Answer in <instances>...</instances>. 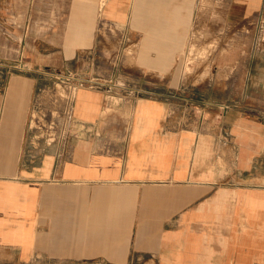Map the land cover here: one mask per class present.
<instances>
[{"label":"crops","instance_id":"obj_1","mask_svg":"<svg viewBox=\"0 0 264 264\" xmlns=\"http://www.w3.org/2000/svg\"><path fill=\"white\" fill-rule=\"evenodd\" d=\"M199 2L0 0V60L21 67L0 84V255L264 264L260 39L216 51L221 74L200 87L214 102L237 105L203 120L175 111L182 84L163 79L175 75L196 22L216 31L224 14L236 35L259 19L264 0H210L203 15ZM103 30L135 41V68L150 78L80 86L73 138L51 142L36 128L39 88L49 81L36 70L68 69L101 46Z\"/></svg>","mask_w":264,"mask_h":264},{"label":"rangeland","instance_id":"obj_2","mask_svg":"<svg viewBox=\"0 0 264 264\" xmlns=\"http://www.w3.org/2000/svg\"><path fill=\"white\" fill-rule=\"evenodd\" d=\"M210 0H200L199 13L205 14ZM222 26L214 31L209 25H200L198 22L193 27L191 39L188 47L183 50L179 56L178 67L171 76L166 74L163 76L164 80H174L176 83L182 84L181 89L175 90L173 100L175 102V111L181 112L184 116H188L187 120L193 122L195 120H203L204 114L208 112H220L229 108V106L237 105L229 102H214L209 99V96L204 95L201 85L208 80H213L217 74L220 76L221 72L215 68L213 59L217 50L229 46L236 42H245L248 44L253 38L260 39V46L264 48V12L259 16L248 28L239 30L237 34H233L229 30L224 21V14H222ZM101 36L104 40L101 46L91 53H84L79 55L77 59L69 66L60 72H49L48 70H36V74L43 79H48L52 84L59 83L68 79H87L98 78L100 80H112L116 82L117 74L123 80H135L150 78L135 68V56L137 52V45L135 41L132 43L123 44L121 42V35L116 36L114 31L103 30ZM35 74L29 72L28 75ZM52 73V74H51ZM165 77V78H164ZM48 83L46 82L45 85ZM51 84V85H52ZM61 86V85H58ZM112 89V88H111ZM116 89L110 94L111 101L117 102L115 98ZM236 91V90H234ZM206 95L213 93L212 89L206 88ZM42 103L50 104L51 99L45 97ZM42 131L39 133V135ZM139 263V262H138ZM0 264H53V263H39V262H21L10 255H0ZM57 264V263H56Z\"/></svg>","mask_w":264,"mask_h":264},{"label":"built area","instance_id":"obj_3","mask_svg":"<svg viewBox=\"0 0 264 264\" xmlns=\"http://www.w3.org/2000/svg\"><path fill=\"white\" fill-rule=\"evenodd\" d=\"M21 70L18 64L0 60V84H3L14 72ZM53 72V71H49ZM52 74V73H51ZM117 86L125 87L127 83L125 80L116 75ZM68 79L61 83L52 84L48 81L47 85L39 88V97L37 100L38 106L36 107L38 112L41 113V118L35 120L36 128L46 134L48 140L51 142H68L71 137L73 138L75 126V120L73 116L74 98L77 88L80 86L90 84L99 85L102 80L98 78L87 79ZM49 79V78H48ZM52 84V85H51ZM61 85V86H58ZM41 94L43 96H41ZM48 97L51 99L50 104L42 103V99ZM174 97V95H173ZM188 117V116H187ZM41 133V134H42ZM59 264H71V263H59ZM85 264H104V263H85ZM130 264H138L137 262H131Z\"/></svg>","mask_w":264,"mask_h":264}]
</instances>
